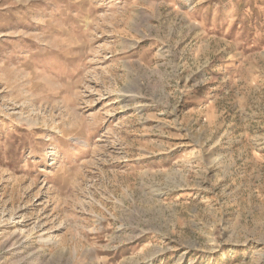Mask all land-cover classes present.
<instances>
[{"label": "rangeland", "instance_id": "rangeland-1", "mask_svg": "<svg viewBox=\"0 0 264 264\" xmlns=\"http://www.w3.org/2000/svg\"><path fill=\"white\" fill-rule=\"evenodd\" d=\"M0 264H264V0H0Z\"/></svg>", "mask_w": 264, "mask_h": 264}]
</instances>
